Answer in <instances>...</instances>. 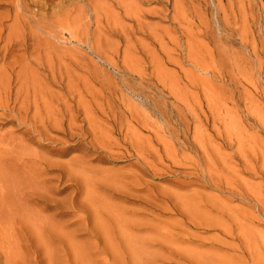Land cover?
<instances>
[{"label":"rangeland","instance_id":"374dc122","mask_svg":"<svg viewBox=\"0 0 264 264\" xmlns=\"http://www.w3.org/2000/svg\"><path fill=\"white\" fill-rule=\"evenodd\" d=\"M104 1L0 0V92H4L0 93V139L5 134L4 146L7 145L4 148L0 144L1 149H6L8 158H17L18 145L26 148L22 157L26 158L27 154L33 160L45 157L44 160L65 163L80 157L82 153L74 150L63 156L52 152L57 150L62 154V150L80 139L67 143L48 141L50 145L33 128L30 138L25 132L22 134L31 127L30 118L32 125L35 122L42 128L41 120L48 125L65 108L64 104L70 107L74 103L71 107L80 111L81 114L75 113L80 116L78 125H83V118L93 116L95 125L108 126L112 138L120 142L128 131L133 134L134 127L139 128L134 138L141 134L140 141L144 140L141 146L146 145V152L158 151L156 155L163 157V150L173 146L169 150L176 160L186 159L184 164H188L170 171V160L159 161L160 172L144 170L142 174L133 151H127L125 145L120 148L122 157L108 158L107 162L93 161L102 153L94 148L88 159L93 166L107 169L112 177L140 175L143 184L138 194L146 202L143 207L138 203L142 201L133 196L127 197L130 200L127 202L123 198L99 195L113 207L126 211L131 220L143 224L138 235L149 241V257L143 262L264 264V0ZM107 1H111L110 7L107 5L109 12L112 11L107 12L110 19L104 13L107 8L103 9ZM127 5L137 10L134 11L138 14L132 16L135 20L125 15ZM139 15L144 18L142 27L139 22L142 18L137 19ZM120 24L122 29L118 27ZM34 58L38 59L34 62ZM2 84L6 85L4 89L7 87L5 91ZM45 97L48 101L44 103ZM21 101L25 103L23 110ZM26 113L28 123L22 119ZM12 133L18 135V141L16 138L13 141L14 136L10 141ZM132 134L125 135L129 141L134 140ZM6 140L12 145L6 144ZM208 158L214 163L210 171L214 182L210 183L193 165L194 160L200 166ZM56 175L45 177L50 197L60 203H69L73 194L79 199L80 192L74 193L69 183L58 181ZM182 196L191 197L189 200L194 205L198 201L195 208L200 218H195L196 222L190 221L188 215L175 213L176 199L180 203ZM51 210L48 212L52 213ZM71 211L63 219L73 229V223L83 224L86 216ZM77 235L79 243L96 245L82 226ZM153 239L157 241L155 244ZM124 257L122 264H131ZM94 259L95 264L117 263L111 255Z\"/></svg>","mask_w":264,"mask_h":264},{"label":"bare ground","instance_id":"6f19581e","mask_svg":"<svg viewBox=\"0 0 264 264\" xmlns=\"http://www.w3.org/2000/svg\"><path fill=\"white\" fill-rule=\"evenodd\" d=\"M139 1L137 0L136 3H139ZM144 1L147 2V0H144ZM105 2H106V0L104 1V3ZM110 2L111 1H107V4L104 5L103 9L105 7L107 8L108 3H110ZM121 5H123V4L121 3ZM121 5H119V6L121 7ZM134 6H136V8H137V4ZM178 6H179V3H178ZM108 7H110V5H108ZM127 7H128V9L126 11L125 10L124 11H125V15L128 16V18L138 14V13H136L137 10L134 9L135 7H133V10H132V8H129L130 6L127 5ZM101 8H102V6H101ZM101 8H99V9H101ZM175 8H176V6H175ZM103 9H101V10L103 11ZM109 9L108 8H107V10L105 9L104 13L108 12L109 14H111L112 11L109 12ZM141 9L142 8L139 9L140 12H141ZM134 10H136V11H134ZM98 15H100V14H98ZM108 15H107L106 19H108L110 17V15L109 16ZM144 15L145 14H143L142 17H144ZM119 17H120V14H119ZM137 17H139L137 19H140L141 16L139 15ZM122 18L124 19V17H122ZM135 19H136V17H134L132 20H135ZM143 19L144 18L140 19L139 22L141 20L143 21ZM130 20H131V18H130ZM176 20H178V19H176ZM142 21L140 24L141 27H142V25H144V24H142ZM186 22H184V24ZM110 24L111 23H109L108 28H109V26H111ZM121 25L122 24H120V26H118V27H121ZM138 27H139V24H138ZM121 29H122V27H121ZM122 33H124V32H122ZM125 33H126V31H125ZM127 42H129V41H127ZM35 59H38V58H34L33 59L34 62H35ZM36 63H38V62L36 61ZM45 68H46V66H45ZM27 84L28 83H26L25 85H27ZM39 85H40V87L44 86V85L41 86V84H39ZM3 86H4V84H2V87ZM27 86H29V85H27ZM4 87H3L2 91H5L7 89V87L5 89H4ZM19 87H18V89L21 88V87L20 88ZM23 87L26 88V86H24V85H23ZM38 87H37V89L40 88V87L39 88ZM47 88L48 87H46V85H45V90L49 91V88L48 89ZM11 90H13V89L10 88V91ZM20 90L22 91V93H24V91L22 89H20ZM45 90L43 92H45ZM26 92H27V90L25 91V93ZM35 92H37V91H35ZM51 92L49 91L48 93L51 94ZM68 93H70V95H71L70 91ZM72 93H73V91H72ZM2 94H4V92L1 93V95ZM10 94H11V92H10ZM50 94H47V95H50ZM12 95H13V93H12ZM15 95L17 97V95H19V92H18V94L16 93ZM29 95L30 94L28 93V96ZM68 95H65V96H68ZM76 95H78V93H76ZM37 97L39 98V96H37ZM43 97L40 98L41 101H42ZM63 98H62V100H63ZM76 98H78V96ZM27 99L29 100V97ZM40 99H39V102H40ZM71 99H73V98H71ZM45 100L48 101L46 99V97L44 98L43 102ZM78 100H80V99L78 98ZM22 101L24 102V100H22ZM22 101L20 102L21 103L20 106H22L21 110H23V107H25L24 106L25 103H22ZM56 101H57V99H56ZM12 102H13V100H12ZM43 102H42V104H43ZM64 103H65V101H64ZM48 104L50 105L49 102H48ZM71 104H70V107L68 106V104L67 105L64 104L63 105L65 107L64 109H62V110L58 109L59 112L57 114V118L56 119L53 118L54 120H52V122L49 121L48 125H46V122H44L45 120L43 122L41 120L42 128H39L40 126L37 127L36 126L37 123L35 124V122L33 123V125H34L33 126L31 124V122H33V119L30 118L31 127L27 126L29 129L25 128V131H23L22 134L25 132L24 135L29 136V138H30V135L32 134L30 129L33 128L34 133H36L38 136H40L45 141L46 144L47 143L50 144L48 141H51L54 143L55 142L67 143V142H77L75 140L76 138L80 139L81 141L79 143H73V145L71 144V146L69 148H67L66 150H62L63 151L62 154L60 152H58L57 150L52 151L54 154H57L59 156H61V155L63 156V155L74 150L76 152L82 153V155L80 157H77V158L74 157V159H72L68 162H65V163H63V162L61 163L58 161L55 162V160L54 161L44 160L43 158H45V157H43L42 159L33 160L31 158H27L28 157L27 154H26V158L22 157L21 154L25 153L26 148L23 145L22 146L18 145V148L16 149L17 150V152H16L17 158L14 157L15 156L14 152L11 153V154H13L14 158H8V153H7L6 149L4 150L3 148L1 149V147H0V264H95L96 261L94 258L100 257L102 255H105L106 257H109L111 255L113 257V259H115V263L121 262V264H122L123 263L121 261L122 256H125L126 258L128 257L130 259L131 264H149V263L143 262V260L145 258L149 257V252H148L149 241L144 239L143 237L139 236L140 232L143 231L142 230L143 224H141L140 222H136L134 220H131L128 217V213L126 211L113 207L112 205L107 203L105 198L101 197L102 195H99L100 193H103L108 197L111 196V198L117 197L119 199H122V198L126 199L127 202H130V200L127 197L131 198L133 196V197L139 198L141 201L142 200L144 201V198L141 197V195H139L141 193V190L138 189L141 187V184H143V183H141L142 181L140 182L141 177H138L140 175L137 176V175H135V173H133L134 175L125 176L123 179H122V177H121V179H119L117 177L110 176V173L108 171H106L107 169L104 170V168L102 169L101 167H95L92 165V161L88 159V158H90V155H91L90 153L92 152L91 150L94 148H97V149H100V151H102V153L100 152L99 156H97V154H96L97 157L95 159H93V161L98 160L101 162H107L108 158L122 157V155L120 153V148H121V146L123 148V146L125 145L127 147V149H126L127 151L128 150L133 151L134 156L138 161L137 163L140 165L139 166V169H140L139 172H141V173L144 172V170H148V171L153 172V173L160 172L159 165H161V164H158L159 161H165V160L169 161L170 160L172 162V165H171V167H169V170L175 169V168H178V170H179V168H183L185 166V164H188V163L184 164L186 159L184 160V162H182V159H181V161L176 160L177 157L175 158V154H172L171 150H169L171 148L173 150L174 149L173 146L171 148L169 146L168 148H165L166 150H163V151H165V154H164L165 156L163 155V157H159L160 155L159 156L156 155L157 153L159 154L158 151L156 154L152 150H150L149 152H146V150H145L146 145H145V147H144V145L141 146L142 142L144 141L143 139H141V141H140L141 134L139 135V137L134 138L136 127H134L133 125H129V126L131 128H132V126L134 127V129L132 130V131H134V133L132 134V132H129V131L128 132L132 134L134 140L129 141V138H127L129 133L127 132L128 134L127 133L125 134L127 137L124 135L122 142L112 138V136H111V134H112L111 130L112 129L111 130L106 129L108 126L106 128H102V127L99 128L97 126V124L95 125L94 122L92 121V118H93V120H95L94 117L90 116V115H89L90 117L87 116L88 113H85L87 117L83 118L84 119L83 122L88 125V128H85L84 123H83V125H78L77 122H78V118L80 116L77 117V115H75V113L77 112V114H78V113H80V111L74 110V108L71 107ZM43 105H45V104H43ZM58 105H61V104L59 103ZM57 106H56V108L54 107L55 110H57V108H59ZM14 107H15V105H14ZM17 107H18V105H17ZM40 107L42 108V106H40ZM1 108H2V106H1ZM13 108H12V110H14ZM19 109H18V112L20 111ZM84 109L86 112V108H84ZM16 110H15V112H16ZM31 110H30V112H31ZM43 110H45V107ZM46 111H47V108H46ZM51 111L52 110L50 108L49 112H51ZM4 112H5V110H4ZM23 112L21 111L22 114H23ZM96 112H97V110H96ZM34 114H36V113H34ZM85 114H84V116H85ZM16 115H14V116H16ZM37 115H39L38 111H37ZM105 115H106V113H105ZM5 116H8V115H5ZM112 116H114V115H112ZM117 117L118 116L116 115L115 119ZM133 117H134V115H133ZM133 117H131V118L134 119ZM34 118H35V116H34ZM49 118H50V115H49ZM13 119H15V118H13ZM22 119L25 122L29 119L27 116V113L24 114V117ZM115 119H113L114 122L116 121ZM135 119H136V115H135ZM19 121H20V119H19ZM107 121L109 122V120H107ZM95 122H96V120H95ZM116 122H115V124H117ZM10 123H12L11 120H10ZM27 123H28V121H27ZM132 123H134V122H132ZM137 123L140 124L139 121H137ZM15 124H16V122H15ZM99 125H100V123H99ZM121 125H122L121 127H123L122 123H121ZM24 127H25V125H24ZM119 127H120V125H119ZM144 127H145V125H144ZM118 129L123 130V128H118ZM138 129L136 131H139ZM11 132L12 131H9V133H11ZM49 132L53 133L56 136L55 137L50 136ZM157 132L159 133V130ZM13 133H12L11 137L7 136L6 138L10 137L9 139L11 141L12 136H14L13 141H15V138H16V141H18V139H17L18 135H16L17 136L16 137L14 135L15 133L14 134ZM183 133H185V132H183ZM2 135H1V137H2ZM4 135L0 139L1 146L2 145L4 146V143H5L4 142V140H5ZM33 135H35V134H33ZM98 135H100V137ZM26 136H24V137H26ZM59 136H62L63 138L62 139H61V137L58 138ZM136 136H137V133H136ZM171 136L175 137L172 134H171ZM24 137H22V138L24 139ZM178 137H179V134H178ZM25 140L27 141V139H25ZM156 140H159V142H160V138L158 139V137H157ZM10 141L8 140L6 142V144L10 145V143H8ZM26 141H24L23 144H25ZM187 141H188V138H187ZM185 143H188V142H185ZM143 144H144V142H143ZM168 145H169V143H168ZM6 146H4V148H6ZM200 146L202 149L203 145H200ZM37 147H38V145H37ZM8 148H10V147H8ZM195 149H198V148H195ZM16 150H14V151H16ZM47 150H50V149H47ZM123 150L124 149H122V151ZM198 151L199 150H196V152H198ZM201 151L203 152L205 150H201ZM32 152H31V154H32ZM176 152H174V153H176ZM153 153H154V155H153ZM31 154H30V156H31ZM34 156L36 158V154ZM149 159H153V161L150 162ZM193 162H194V164L193 163L192 164L194 165V167L196 169L200 170V175L204 179L207 176L206 179L208 178V181L210 183V181H212V179H213L212 175L210 173L211 166H212V164L214 165V163H212V160L209 159V161H208V160L203 159L202 165H200V166L197 164V161L195 162V160H194ZM209 162L211 163V165L209 164ZM198 163H200V162H198ZM228 164H229V162H228ZM99 168H101V169H99ZM196 169H194V171ZM203 170H205V171L203 172ZM170 171H172V170H170ZM196 172H197V170H196ZM54 173L58 174L55 176L56 178H58V181L61 182L63 180H66V182L69 183V187H72L74 189V193L78 194L80 192L79 193L80 194L79 199H76V196H74V194H73L72 195L73 197H71V198L69 197L70 199H68V201L70 200L69 203H66L65 201L60 203V202L53 200L50 197V192H49L48 188L46 187L48 185V181L45 179V177H46V175H51ZM147 173H149V172H147ZM165 173H166V171H165ZM142 174H144V173H142ZM218 174L219 173H217V176H219ZM213 175H215V174H213ZM113 176H116V175H113ZM214 178H215V176H214ZM212 182H214V181H212ZM212 182H211V184H212ZM233 186H234V184H233ZM133 194H135V195H133ZM189 198H191V197H187V199L185 197L183 200H180V203L176 199L177 203L174 201L176 203V205H174V208L173 207L172 208L175 210V213L179 212L183 215H188L189 216L188 219L190 221L196 222L197 220L195 218H200L198 215L196 216V213H198L197 212L198 210L196 211V208H195V206L198 204V201H197V204L194 205V203L192 202L193 200L191 201V200H189ZM169 199L173 200V198H169ZM143 201L138 202L142 207L146 203V202L143 203ZM145 201H147V200L145 199ZM53 203L55 205H52ZM148 203L151 204L150 201H148ZM152 204L154 205V203H152ZM147 206H148V204H147ZM50 209L53 210V211L51 210L52 213L48 212ZM70 209L73 211H76V212H82L86 216L85 222L81 225L78 224V222L73 223L74 222L73 221L72 222L73 223V229H71L72 225H68V223L66 224L64 222V219H63V218H65V216H70L72 214L71 213L72 211ZM65 210H67V211L69 210V212H67ZM74 217H75V215H74ZM74 217H72V219ZM77 217H80V216H77ZM80 219L82 221L83 218H79V220ZM77 220L78 219H76V221ZM186 223L187 222H185V224ZM203 223H205V222H203ZM81 226L83 228H85L86 231L89 232V236L92 239H94V244H96V245H93V243L81 244L77 241V236H78L77 233L79 232ZM229 234H231V232H229ZM232 236H233V233H232ZM152 241H153L152 243H154V244L157 242L155 239H153ZM95 250L96 251L99 250L100 251L99 254H96ZM196 255H198V254H196ZM196 255H194V258ZM192 256H193V253H192ZM152 257H154V255H152ZM200 258H203L202 259L203 261L205 260L204 256H200ZM105 259L106 258H104V260ZM154 259H155V257H154ZM195 259H197V258H195ZM123 261H125V260H123ZM153 261H155V260H153ZM198 261L199 260L197 259V262ZM206 262L208 264V261H206ZM153 264H154V262H153ZM209 264H210V262H209Z\"/></svg>","mask_w":264,"mask_h":264}]
</instances>
